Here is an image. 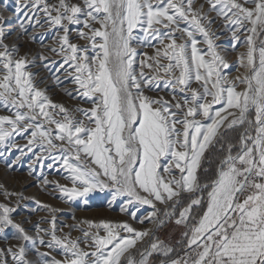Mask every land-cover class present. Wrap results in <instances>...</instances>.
Instances as JSON below:
<instances>
[{"label": "snow or ice", "instance_id": "obj_1", "mask_svg": "<svg viewBox=\"0 0 264 264\" xmlns=\"http://www.w3.org/2000/svg\"><path fill=\"white\" fill-rule=\"evenodd\" d=\"M197 2L0 0L5 154L19 151L21 163L32 153L29 175L44 167L67 172L66 184L43 173L39 180L61 199L86 204L108 191L109 204L121 201L130 220L183 229L173 246L128 220L76 221L73 214L75 223L58 226L61 210L36 200L50 217L30 234L24 225L32 221L16 219L30 198L0 184V238L18 241L0 247V264H153L154 256L158 264H264V0ZM217 21L231 49L244 48L235 77L228 49L217 43ZM12 31L41 51L21 54L22 45L7 42ZM49 33L52 45L44 43ZM37 59L57 85L61 74L76 85V95H66L90 107L54 102L30 70ZM144 206L151 211L140 215Z\"/></svg>", "mask_w": 264, "mask_h": 264}, {"label": "rangeland", "instance_id": "obj_2", "mask_svg": "<svg viewBox=\"0 0 264 264\" xmlns=\"http://www.w3.org/2000/svg\"><path fill=\"white\" fill-rule=\"evenodd\" d=\"M200 2H203V0H198L197 6ZM8 3H11V0H8ZM205 10H207V6ZM6 15L9 16V18L11 19L12 14L10 12L6 13ZM214 15L215 13H213V16ZM214 26L216 27V30H218V33L221 34V38L219 41H217V43L221 45L222 49L224 48L228 49V51L225 52V55L227 56L231 64V68L228 70L230 74V78L235 77L236 75H239L240 73L243 72V69H240V72H237V66H238L237 59L239 53L244 51V48L240 47L239 51L232 50L230 47V45L232 44L230 34L225 32L220 27L219 21H217L216 24H214ZM15 27L16 25L13 22L9 25V30L11 31L15 29ZM7 42L10 45L13 43L22 45L21 54H23L24 52H29L31 54L36 50V48L39 51H41L39 43L31 44L28 42L27 37L17 39V33H15L14 31H12V34L9 35ZM44 43L46 45L54 44V41L51 39V33L48 34V38L45 39ZM145 50L148 51L149 55L153 54L152 49H145ZM137 51L140 52L142 50L138 49ZM45 55H49L50 57L56 60L60 59V57L52 56L46 50H45ZM146 71L149 70L146 69ZM60 79L63 82L60 85L55 84L56 83L54 82L55 80L48 72L42 79H40L43 80L44 83H40L39 80L37 81V84L41 89H47V94L56 103H63L67 107L69 104L70 105L74 104V106L78 105L84 108L90 107V105L81 103L75 99H72V97L66 95V91H72L73 95L75 96L76 93L73 90L76 88V85L72 84L69 79H66L63 74L60 75ZM156 94H157L156 92L151 93V95H156ZM0 114L6 115L8 114V112L5 111L2 107H0ZM16 143L23 146L27 143V141L20 137H16ZM25 152H27V149H25ZM17 155H20V152L16 150H12L11 154H5L4 148L0 146V184H3L8 191H10L11 189L10 186L12 185V188L15 190V192H22L24 196L30 198L24 201L25 205L28 204L26 208L23 209V211H19L18 215L16 216V219L18 221H20V217L23 214H25L27 218L32 220V222L36 220L39 221L41 220V218H49L50 213L48 211L39 209V206L35 203L36 200H39L42 204H49L52 207L61 210L58 211L60 212L59 216L56 215L58 226L65 224H73L76 221H81L85 219L93 220V221L111 220L113 222L128 220L129 223L133 224V226L136 228H141V229L145 227L153 228V230L155 231V235L159 240L164 241L173 246H175L176 242L180 239L181 232L183 231V229L181 227L176 226L174 222L166 223L158 230H156L154 226L149 224L147 221L145 222L144 225H140L135 221L130 220L129 217H127L126 215L122 214L119 211L121 201L118 200L115 204L112 205L109 204V201L111 200V195L108 191H104V192L98 191L96 193L91 194L88 197V202L86 204L84 203L83 198H77L74 202H69L67 201L66 198L64 199L59 198V193L53 191L52 186H42L40 184L39 180L41 177V173L47 176V178L50 181H59L61 184H66L69 183V181L65 179V177L67 176V172L61 169L59 173H56L48 169L47 167H44V168H37L32 175H29V166L32 165V160L34 159L32 153L28 152L27 155L22 156L21 163H17L15 161V156ZM218 159H219L218 154H215L212 157H210L211 162L206 164V167L208 168L210 173L214 171V169L216 168ZM6 162H12L14 170L8 169ZM41 163L46 165L47 163H49V161H42ZM32 166L36 167L35 165ZM0 202H6L5 197L3 195H0ZM33 209H37V210L33 211ZM150 211L151 208L149 206H144L140 215H146ZM73 214L76 217V221H73L72 219ZM24 227L28 229L31 234L32 227H28L26 225H24ZM43 227H48V225ZM68 231H69L68 228H64L65 233H67ZM7 235L9 237L13 236L14 230H9L7 232ZM79 235L80 233L78 231H74L72 233L73 238ZM149 239L152 238L149 237L145 239L144 241L145 245L149 242ZM17 243L18 241H16L15 239H9L5 241L3 238H0V247H8L9 245H15ZM177 250L179 251V249ZM41 251H47V249L41 247ZM53 255H57V254L53 253ZM29 258L30 259L36 258L35 254L31 251L29 252ZM152 259H153V264H158V260L156 259L155 256Z\"/></svg>", "mask_w": 264, "mask_h": 264}, {"label": "bare ground", "instance_id": "obj_3", "mask_svg": "<svg viewBox=\"0 0 264 264\" xmlns=\"http://www.w3.org/2000/svg\"><path fill=\"white\" fill-rule=\"evenodd\" d=\"M214 27V29H216V27L215 26H213ZM74 35V34H73ZM34 49V48H33ZM37 52H39V50L36 48V50L33 52V53H31L30 55L31 56H35L36 55V53ZM52 55V54H51ZM42 64H43V62H41L39 59H37L36 60V67H33V68H30V70L32 71V72H34V73H38L39 75L37 76V81H39L40 79H42L45 75H46V73H48L49 71L48 70H45L44 68H43V66H42ZM49 80V79H48ZM47 80V81H48ZM49 82V81H48ZM55 82V81H54ZM44 83V82H43ZM51 83V82H50ZM56 84V83H55ZM74 106V104L73 105H68V107H73ZM5 156V155H4ZM4 159V158H3ZM2 159V160H3ZM9 169V168H8ZM15 186V185H14ZM43 186V185H42ZM10 192H15V190L12 188V185L10 186ZM18 189V188H17ZM20 190V189H19ZM18 190V191H19ZM28 205V204H27ZM27 205H25V203L23 202V206H22V208H21V210L20 211H23V209H25L26 208V206ZM59 214H60V212H57L56 213V215L57 216H59ZM25 217H26V215L25 214H23L21 217H20V221H22V220H24L25 219ZM32 221V220H31ZM35 222H37V220L36 221H34V222H32V224H25L26 226H28V227H32V225L35 223ZM47 224H43L42 226H46Z\"/></svg>", "mask_w": 264, "mask_h": 264}]
</instances>
